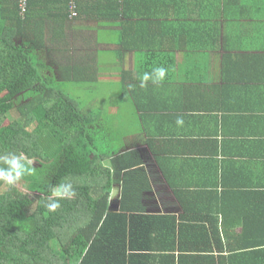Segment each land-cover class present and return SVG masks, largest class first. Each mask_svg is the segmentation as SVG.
Wrapping results in <instances>:
<instances>
[{
  "label": "crops",
  "instance_id": "obj_1",
  "mask_svg": "<svg viewBox=\"0 0 264 264\" xmlns=\"http://www.w3.org/2000/svg\"><path fill=\"white\" fill-rule=\"evenodd\" d=\"M57 1L41 0L40 7L53 12ZM124 3L128 15L116 18L46 15L34 38L54 68L84 71L88 82L118 79L121 103L134 105L126 116L133 119L129 130L117 132L124 145L116 155L130 152L140 161L128 169V194L115 182L109 196L108 211L126 215V236L114 242V261L117 247L125 246L126 264L136 254L163 264L158 256L169 253L165 247L172 243L167 216L179 224L183 216L200 218L202 210L217 213L214 200L224 186L252 200L233 210L264 208V0ZM155 67L168 70L165 81L141 87L143 74ZM255 228L257 246H263L264 226ZM255 255L258 262L264 258L263 252Z\"/></svg>",
  "mask_w": 264,
  "mask_h": 264
},
{
  "label": "trees",
  "instance_id": "obj_2",
  "mask_svg": "<svg viewBox=\"0 0 264 264\" xmlns=\"http://www.w3.org/2000/svg\"><path fill=\"white\" fill-rule=\"evenodd\" d=\"M124 2L76 0L78 15L72 19L125 16ZM21 3L0 0V155L23 153L34 162L35 173L23 181L37 196L15 197L0 184V264H126L125 246L117 247L115 261L113 255L114 242L121 244L126 236V215L108 211L109 196L115 182L123 184L124 197L128 194V169L139 157L116 155L124 145L122 135L109 132L101 111L81 107L71 88L88 83L87 73L56 69L39 52L34 33L43 31L41 19L49 14L71 18V0H58L53 12L40 7L41 0H27L22 12ZM15 110L18 117H12ZM66 182L73 184L76 195L49 211L51 188ZM220 192L215 214L202 210L200 218L183 216L179 224L174 216L164 218L172 243L164 246L169 253L158 256L163 264H246L249 254L253 261L248 264L264 262L256 259L264 245L257 246L259 235L254 232L259 222L264 226V208L233 210L252 200L229 186ZM238 225L242 230H236ZM165 226L156 232L162 235ZM130 256L136 257L129 264H149L152 255Z\"/></svg>",
  "mask_w": 264,
  "mask_h": 264
},
{
  "label": "rangeland",
  "instance_id": "obj_3",
  "mask_svg": "<svg viewBox=\"0 0 264 264\" xmlns=\"http://www.w3.org/2000/svg\"><path fill=\"white\" fill-rule=\"evenodd\" d=\"M117 80L118 79L115 78H107L101 80L99 83L88 82L82 85L76 84L71 88L74 91V95L79 100L81 107H88V109L93 108L103 113V122L108 120L107 126L111 127L110 133H113L114 135H117V132L121 130H129L130 121H133V119H130V116H126L129 112L136 111L134 105L121 103L122 88ZM12 117H18V112L16 110L13 112ZM1 190H8L15 197L31 195L34 199L37 196V193H32L27 190L23 180L15 187L5 185Z\"/></svg>",
  "mask_w": 264,
  "mask_h": 264
},
{
  "label": "clouds",
  "instance_id": "obj_4",
  "mask_svg": "<svg viewBox=\"0 0 264 264\" xmlns=\"http://www.w3.org/2000/svg\"><path fill=\"white\" fill-rule=\"evenodd\" d=\"M168 70L165 67H155L151 72H146L142 76L141 87H146L147 82L160 84L167 78ZM176 123L183 124V119L178 118ZM34 162L28 159L23 153L8 152L0 155V184L15 187L27 175L35 173ZM76 195L72 183L66 182L54 185L51 188V195L46 207L51 212H55L60 207V201L71 199Z\"/></svg>",
  "mask_w": 264,
  "mask_h": 264
},
{
  "label": "built area",
  "instance_id": "obj_5",
  "mask_svg": "<svg viewBox=\"0 0 264 264\" xmlns=\"http://www.w3.org/2000/svg\"><path fill=\"white\" fill-rule=\"evenodd\" d=\"M26 5H27V0H22V3H21L22 12L25 11ZM76 8H77L76 0H71V6H70V10H71V15L70 16H71V18L78 15V11H77Z\"/></svg>",
  "mask_w": 264,
  "mask_h": 264
}]
</instances>
